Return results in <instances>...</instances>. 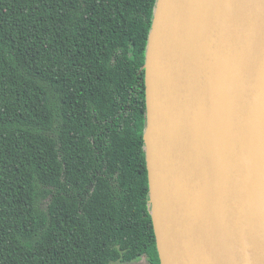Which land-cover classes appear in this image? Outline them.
<instances>
[{"label": "trees", "instance_id": "trees-1", "mask_svg": "<svg viewBox=\"0 0 264 264\" xmlns=\"http://www.w3.org/2000/svg\"><path fill=\"white\" fill-rule=\"evenodd\" d=\"M159 0H0V264H161L146 72Z\"/></svg>", "mask_w": 264, "mask_h": 264}, {"label": "water", "instance_id": "water-1", "mask_svg": "<svg viewBox=\"0 0 264 264\" xmlns=\"http://www.w3.org/2000/svg\"><path fill=\"white\" fill-rule=\"evenodd\" d=\"M145 72L161 264H264V0H159Z\"/></svg>", "mask_w": 264, "mask_h": 264}, {"label": "rangeland", "instance_id": "rangeland-1", "mask_svg": "<svg viewBox=\"0 0 264 264\" xmlns=\"http://www.w3.org/2000/svg\"><path fill=\"white\" fill-rule=\"evenodd\" d=\"M126 264H147V260L142 258V259H140L138 261L131 262V263H126Z\"/></svg>", "mask_w": 264, "mask_h": 264}]
</instances>
